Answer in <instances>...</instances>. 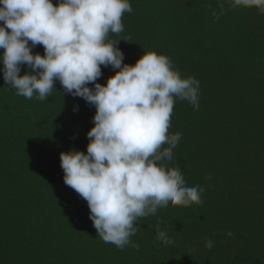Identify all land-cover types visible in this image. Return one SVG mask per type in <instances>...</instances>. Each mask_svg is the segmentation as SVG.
Masks as SVG:
<instances>
[{
    "label": "trees",
    "instance_id": "trees-1",
    "mask_svg": "<svg viewBox=\"0 0 264 264\" xmlns=\"http://www.w3.org/2000/svg\"><path fill=\"white\" fill-rule=\"evenodd\" d=\"M129 2L124 31L109 35L121 39L123 63L155 51L199 81L198 110L175 102L168 131L181 139L165 164L204 188L203 203L141 218L130 237L138 249L103 242L59 160L86 151L95 108L58 81L46 101L26 99L0 73V264H264V14L227 0ZM115 71L102 66L97 82ZM157 225L174 243L156 239Z\"/></svg>",
    "mask_w": 264,
    "mask_h": 264
},
{
    "label": "clouds",
    "instance_id": "clouds-1",
    "mask_svg": "<svg viewBox=\"0 0 264 264\" xmlns=\"http://www.w3.org/2000/svg\"><path fill=\"white\" fill-rule=\"evenodd\" d=\"M227 3L264 14V0ZM132 11L129 0H57L55 6L52 0H0L5 86L43 102L58 81L64 94L95 108L86 151L60 152V167L64 183L87 202L97 236L121 250L139 248L130 237L141 230V218L168 205H200L204 192L200 185L186 186L179 167L165 164L181 139L168 131L175 102L198 110L199 81L182 77L167 55L155 51H143L134 65L123 63L121 39L109 35L124 31L122 17ZM37 45L43 55L33 52ZM22 66L30 71L20 75ZM102 66L117 70L103 85L97 82ZM156 239L174 243L158 225ZM204 246L211 249L214 242L205 238Z\"/></svg>",
    "mask_w": 264,
    "mask_h": 264
}]
</instances>
